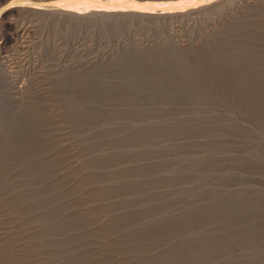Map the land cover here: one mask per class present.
Returning a JSON list of instances; mask_svg holds the SVG:
<instances>
[{
    "label": "rangeland",
    "instance_id": "1",
    "mask_svg": "<svg viewBox=\"0 0 264 264\" xmlns=\"http://www.w3.org/2000/svg\"><path fill=\"white\" fill-rule=\"evenodd\" d=\"M105 1L111 4L78 9L65 0H0V49L13 27L29 28L0 56V69L8 72L3 89L14 101L3 110L12 114L22 103L31 108L38 119L35 142L49 145L52 174L61 178L26 171L42 157H13L11 171L0 172L4 264H228L262 257L263 238L253 233V243L239 240L245 217L221 247L230 232L224 218L211 214L242 189L246 201L256 193L264 198V128L242 110L240 99L206 93L205 80L192 71L217 42L226 62L245 69L253 60L264 72V0ZM4 5L13 6L15 26L5 22ZM154 50L162 51L158 63L147 60ZM183 66L189 74H169ZM162 79V85L151 83ZM138 83L140 93L120 97L122 87ZM194 84L199 91H190ZM81 107L96 111L94 120L73 119ZM227 113L241 126L227 128ZM7 119L0 113V143ZM236 204L233 214L248 210ZM183 219L190 224L182 226ZM197 234L199 262L178 247Z\"/></svg>",
    "mask_w": 264,
    "mask_h": 264
},
{
    "label": "bare ground",
    "instance_id": "2",
    "mask_svg": "<svg viewBox=\"0 0 264 264\" xmlns=\"http://www.w3.org/2000/svg\"><path fill=\"white\" fill-rule=\"evenodd\" d=\"M65 1L67 3H69V5H73V6H75L78 9H95L97 7H107V6H109L111 4L110 2L105 1V0H65ZM224 1H226V0H224ZM122 2H124V1H122ZM220 2H222V1H220ZM135 3L138 4L139 6H141L142 2L137 0V1H135ZM226 3H227V1H226ZM208 4H210V3H208ZM0 10H1V8H0ZM12 11H13V6H5V7L2 8V12H4V14H6V17H7V20L5 22H7V24L9 26H12L14 24L12 15L13 16H15V15L13 14L14 11L13 12ZM17 25H18V23H17ZM14 26H15V24H14ZM25 26H23V25L15 26V27H13L14 30L11 29L12 31H9V32H7L4 35L5 38H2V39H4V42H3L2 47L0 49V56L2 55L3 52H7L8 53V51L11 49L10 48V43L15 41V40L17 41V38L18 37H22L24 35V33L29 29V28L27 29ZM259 28H264V22H262L260 24ZM33 29H34V27H33ZM26 35H27V33H26ZM250 35L252 36V34H250ZM249 37L250 36H248V39H249ZM31 39H32V36H31ZM31 39H30V41H31ZM244 42H247V41H244ZM215 44L216 45H214V46H217V50H215V52H214V48H212L211 50L209 49V52L211 54L208 53V57H203L202 60L199 63V66L194 67L192 73H196V77H198L199 79L201 77V78H203L205 80L206 93L207 92L213 93L214 96L219 97L222 101L223 100L228 101V100H232V99H235V98L236 99H240L242 101V103H243L242 110L247 113L248 117L254 123H256L259 127L264 128V72L260 71L258 69L259 63H256L253 60H249L247 62V64H246L245 69L244 68L241 69L243 67L242 65H241V68L240 67L236 68V66L232 65V64H235V62H231V59H227V60H230V63H229V61L226 62L224 60L225 54H224V56L223 55H219V53H220L219 52V45H218L217 42ZM240 44H242V43H240ZM240 44H238V45H240ZM247 44H249V43H246L245 46ZM18 46H19V44H18ZM26 46H28V45L26 44ZM239 48H240V46H239ZM26 49H27V47H26ZM161 52H162L161 50H154V51L150 52L147 60H150V61L152 60V62H157L158 63V61H157L158 59L157 58H158V55ZM91 57H90V59H91ZM93 59H95V58H93ZM48 66H50V65H48ZM7 69H9V67ZM13 69H15V68H13ZM4 70H5V68L0 69V113L4 117L6 116V118L8 116L7 120H8L9 125H8V128H7L8 130L6 129L7 130L6 138H5V140H3V142L0 143V172L6 174L9 171H11V167L9 166L8 161L11 158H13V157L23 156V157H25L28 160H32L33 158H41L42 157V158H44L42 163H40L37 166H31L26 171L28 173H30V174L34 173L36 175H40V174L43 175L45 173L48 174V171H49V175H45V176L48 179L59 181L61 178L58 177V175H57V177H54V174H52L53 169L51 167V164H52L53 160L49 159V158H51V156L48 155V152H50L49 151L50 148L47 149L49 145L46 144V143H36L35 142V140L37 139V130H38L36 128L38 125L35 124V120H38V119L34 118L32 116L33 113L31 111V108H29V106L27 104H23L22 103L21 105L19 104L20 105L19 109L17 108L18 110L16 112H13L12 114H9L8 112H7L8 113L7 114L6 110H3V109H8L9 110L11 108V106H10V108L8 107V105H10L9 102L11 103V101H13V100L10 99V97L8 98V96H9L8 95V91L10 89L7 90V91L5 90L6 87H4V89H3V76H4V74L8 73V72L5 73ZM8 71H10V70H8ZM12 72H14V71H12ZM171 73H176L177 76H181L182 74H189L190 73V69L187 68L186 66H183V68H180V69L179 68H174V69L170 70L169 74H171ZM5 78H7V77H5ZM221 81H222L223 84H221ZM15 82H17V81H15ZM152 82H158V83H160L162 85L163 79L162 80H156V81L152 80L151 83ZM9 83H11V81ZM13 85H14L13 87L18 88V89H20V87H21L20 83H18V84L14 83ZM141 85L142 84L138 83L137 87H135L134 89H132L130 87H127V86L126 87H122L121 88V95L119 94L120 92H118L117 94L120 95V97L123 100L128 99V98H132L137 93H140L142 91V86ZM18 89H16V90H18ZM44 90L46 91V89H44ZM199 90H200V88H199V86L197 84H194L190 88L191 92L192 91H199ZM115 95L116 94L111 93L109 97L113 98V97H115ZM97 96H99V94H96V97ZM14 97H15V95H14ZM92 97L95 98V96H92ZM11 98H12V96H11ZM15 99H16V97H15ZM15 102H18V101L15 100ZM19 102H21V100ZM15 104H17V103H15ZM11 105H12V103H11ZM1 110H3V111H1ZM227 114H226L227 118L229 119V117H230V119H231V120L229 119V121H228V119L226 120L227 122H229V123H226L227 128H229V127L230 128L231 127H236L237 128L238 126H241L240 123L237 124L238 122L235 123L234 121H232L233 117H231V115H229V113H227ZM95 115H97L96 111H94V110H85V109H82V107H81V108H78V110L75 113H73V119L77 120V119H80L82 116H85L86 118H88V121H89V120H92L93 118H95ZM221 115H224V114H221ZM218 117H219V115H218ZM55 118H56V116H55ZM220 118L222 119V117H220ZM223 120L225 121L224 117H223ZM233 120H234V118H233ZM218 121H217V123H218ZM220 121L222 122V120H220ZM219 127H221V126H219ZM224 129H226V128L224 127ZM242 129L244 131L245 130L246 131L249 130L248 126L245 127V124L242 127ZM221 130H223V129L221 128ZM236 131H238V130L236 129ZM245 133L246 132H244V134ZM247 134H249V133H247ZM38 135H41V134H38ZM144 135L145 134H140V136L137 139L138 140H143L142 137ZM15 139H21V140L18 143H15L14 142ZM49 141H51V140H49ZM245 160H247V159H245ZM25 169L22 170L23 173H26ZM58 173H59V171H58ZM59 184H61V182H56L53 185L56 187ZM246 191H247V188H246ZM254 191H256V190H254ZM246 194H248V193L243 192V189H242V191L240 190V192H238V193H235V192L231 193L228 196V200L224 201L220 205H215L214 209H213V213L211 212L212 213L211 217L213 216L214 219L221 218L223 220V218H224L226 220L224 222V224L226 225L227 229L230 232V237L227 240L225 238V240L222 241L221 247H225L226 244H229L230 241L234 239V237H232V235H233V233L235 231V228H234V226H235L234 224L236 223L235 221L236 220L240 221V219L242 217H245L247 219V223H246L247 225L245 226L243 234H241L243 237L239 238V240L240 241L242 240V241L247 242V243H251L253 241L252 239H254L253 237H252V239L250 238L253 233H255V235H257L260 239L263 238V240H264V212H262V208H261V207H263V204H262V201H261V197L262 196L260 197V195H257V193L255 195L252 194V196H251L252 198L251 199L248 198L249 200L246 201V196H247ZM249 196H250V194H249ZM76 199H77V197H76ZM262 199L264 200L263 197H262ZM236 203H239L242 206H244V205L246 206L247 205L248 210L247 211L244 210L245 212L243 211V213L237 211V213H234L235 214L234 215L233 214L234 210L232 208L233 207L237 208L238 205ZM40 204L41 203H32L31 205L32 206L34 205L35 208H37V207L40 206ZM230 214H232V216L233 215L234 216L232 217ZM208 215H210V213ZM198 217H200V215ZM245 218H242V220L244 221ZM199 220H200L199 222H201L200 218H199ZM180 223H181L182 226H187V225L190 224V221L183 219V220L180 221ZM58 229L59 228H56V229L53 228L52 231L51 230L50 231L53 232V231L58 230ZM163 233H164L163 230H161V234H163ZM199 236L200 235L197 234L192 240H187V241L183 239L184 241H182L181 243L178 244L179 248L188 249L190 251V253H192L191 255L193 256L192 258L195 260V262L196 261L199 262L200 258H202L201 257V246H202L201 245V241L202 240L200 239ZM253 236H254V234H253ZM201 237H203V236H201ZM254 237H256V236H254ZM258 237H257V239H258ZM260 239H258V240H260ZM258 240H256V241H258ZM7 241H9V240H7ZM7 241H5V242H7ZM208 241H209V239H208ZM203 244H205V243L203 242ZM206 245H208L207 246L208 253H211L212 250L210 249V241L207 242ZM104 247H106V246H104ZM2 252H4V251L2 250ZM87 253L88 254L87 255L85 254L84 256H86L87 260H90V259L92 260L93 257L91 258V254L89 252H87ZM208 253L206 252V255ZM174 254H175V251L171 252V253H168L167 255H165L160 260V262L165 260V259H167V258L174 257L173 256ZM208 255L210 256V254H208ZM12 257H13V254H12ZM252 257L255 258V256H252ZM258 258L255 259V260L252 259L250 261H247V260L244 261L243 260L244 258L241 259V260H237L236 259V260H231V262H229L228 264H264V254H262V257L259 256ZM4 261L5 260L3 259V257L0 256V264H4L5 263ZM24 262H26V261H23L22 263H24ZM33 263H35V262H33ZM225 263H222V264H225ZM26 264H29V263L26 262Z\"/></svg>",
    "mask_w": 264,
    "mask_h": 264
}]
</instances>
